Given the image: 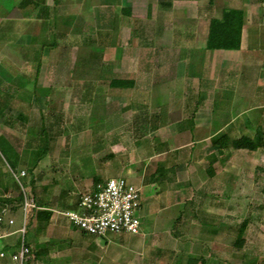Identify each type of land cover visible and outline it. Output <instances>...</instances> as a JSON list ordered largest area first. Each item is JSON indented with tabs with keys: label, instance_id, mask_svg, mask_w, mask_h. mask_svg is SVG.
Listing matches in <instances>:
<instances>
[{
	"label": "rangeland",
	"instance_id": "obj_1",
	"mask_svg": "<svg viewBox=\"0 0 264 264\" xmlns=\"http://www.w3.org/2000/svg\"><path fill=\"white\" fill-rule=\"evenodd\" d=\"M27 1H0L1 147L47 208L71 209L96 180L125 177L148 214L139 235L97 238L56 212L29 226V213L25 264H264V144L233 145L264 143V0H64L67 15L81 11L57 29L24 17ZM226 9L244 12V44L208 50L210 20ZM198 87L214 126L195 119ZM221 123L223 148L210 137ZM11 169L0 156V211L22 227Z\"/></svg>",
	"mask_w": 264,
	"mask_h": 264
},
{
	"label": "built area",
	"instance_id": "obj_2",
	"mask_svg": "<svg viewBox=\"0 0 264 264\" xmlns=\"http://www.w3.org/2000/svg\"><path fill=\"white\" fill-rule=\"evenodd\" d=\"M19 182L23 195L24 223L17 230L21 236L18 252L13 255V260L25 264L31 255V247L26 242L27 219L30 211L46 210L37 203L34 196L27 191L22 179L27 172L11 169ZM79 198L74 208L56 211L68 220L73 229L97 238H107L110 235H139L142 229V189L125 177L109 178L98 182L91 189L78 195ZM50 210V209H49ZM16 225L15 219L7 208L0 211V258H6L7 249L4 243L9 233V228Z\"/></svg>",
	"mask_w": 264,
	"mask_h": 264
},
{
	"label": "trees",
	"instance_id": "obj_3",
	"mask_svg": "<svg viewBox=\"0 0 264 264\" xmlns=\"http://www.w3.org/2000/svg\"><path fill=\"white\" fill-rule=\"evenodd\" d=\"M123 12L127 15H131V9L126 8ZM243 29H244V12L241 9H226L223 12L221 19H211L209 24V31H208V38L206 43V48L208 50H224V51H231V50H239L243 45ZM51 46H56L57 43L50 44ZM39 72V71H38ZM134 81L130 80H121V79H114L111 82V86L115 88H130L134 86ZM230 138L228 135H223L214 141V146L223 148L229 145ZM263 139L261 136H258L256 140H252L250 138L242 137L233 142V145L237 149H246L250 151H256L263 145ZM2 144L0 143V153L3 158L13 166L14 170H17V164L9 160L6 151L1 147ZM38 162V161H36ZM213 164V163H212ZM101 180H96L99 182ZM95 185V184H94ZM22 197V196H21ZM10 200L2 201V206L10 203ZM24 199L22 197L21 200V207L23 208ZM12 203V202H11ZM37 203L41 205L38 201ZM45 207V206H44ZM75 207V206H74ZM72 207V208H74ZM5 208V207H4ZM47 208V207H46ZM3 209V208H2ZM50 209V208H49ZM46 210H33L30 211V223L31 226L34 221L38 222H48L51 220L53 216V211L50 209ZM247 222L241 228L239 234V244H242L244 241L242 240L244 230L246 228ZM39 254V253H38ZM187 264H206L204 259L197 261L193 258H189Z\"/></svg>",
	"mask_w": 264,
	"mask_h": 264
},
{
	"label": "crops",
	"instance_id": "obj_4",
	"mask_svg": "<svg viewBox=\"0 0 264 264\" xmlns=\"http://www.w3.org/2000/svg\"><path fill=\"white\" fill-rule=\"evenodd\" d=\"M12 1H13L12 5H14L15 7L21 6L22 2H24V0H12ZM28 1L21 8L23 16L28 17L29 21H33L34 18L39 19L40 21H43L44 25H46L49 28H54V29L55 28L57 29L59 27V25L60 26L61 25H63V26L73 25L75 18L77 17L76 11H79L81 9V7L77 6V4L76 5L72 4V7L75 8L73 10V14L67 15V12L65 11V7H67L66 6L67 4L65 3L64 0L63 1L61 0V2H60V0H28ZM76 7L80 8V9H77ZM1 21H2V19H1V15H0V25H1ZM47 21L49 22L48 25L46 23ZM0 29H1V26H0ZM52 38H53V41L50 40V44L58 42L57 41L58 38L55 37L54 33H53ZM204 44L205 43H203L201 51L202 52H208V51H205V49H203ZM243 44H244V42H243ZM193 87L195 88V86H193ZM193 87H191V88H193ZM188 88H189V90H191V92L194 93V91L190 87H188ZM198 90H199L198 93H196V95H194L195 96L194 99H196V103L194 106H195V108L196 107H200V108L196 112L195 119L198 118L199 116L210 115L213 118L211 122L214 126L215 125V118L213 117V115H214L213 112H215L214 111V106H215L214 104L215 103L211 99H209V97L207 96V93H205V91H207V90L203 91L202 89H200V87H198ZM200 91L202 92L201 95H199ZM188 106H191L190 103ZM225 126H227V125L226 124L223 125L221 123V127H218L217 130H215L214 134L211 131L212 134L210 135V137L217 136L218 133L222 132V130L224 129ZM211 129L208 127V131H210ZM141 213H142V219H143V217L146 216V214H148V211L146 210V206L143 205ZM19 226L16 223L15 227L9 228L8 232L14 233V234L10 235L9 237H6L4 240V243H5L6 249H7V256H6V258H3V259L0 258V264H18L16 261L13 260L12 257L16 252H18L19 247H20V243H21V236L17 233V230L20 228ZM72 230L76 231L77 229L72 228Z\"/></svg>",
	"mask_w": 264,
	"mask_h": 264
}]
</instances>
